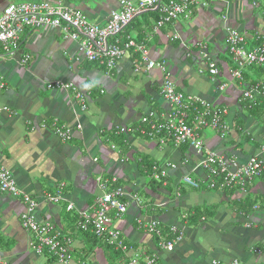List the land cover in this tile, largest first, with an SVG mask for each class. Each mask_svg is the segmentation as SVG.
<instances>
[{"label": "crops", "instance_id": "0c3cea01", "mask_svg": "<svg viewBox=\"0 0 264 264\" xmlns=\"http://www.w3.org/2000/svg\"><path fill=\"white\" fill-rule=\"evenodd\" d=\"M19 1L80 8L92 23L103 25L121 0ZM159 21L150 13L140 14L120 39L128 35L145 43L153 61L166 63L179 91L226 110L224 120L230 132L222 138L214 130H205L207 150L225 156L236 167L260 155L264 68H247L243 80L234 79L227 40L229 32L237 30L246 34L247 49L253 50L259 41L264 44V0H210L190 21L175 20L157 30ZM175 36L176 41L172 40ZM201 42L219 70L215 80L197 48ZM78 49L59 30L40 29L25 34L20 55L0 59V108L9 111L0 116V166L13 174L20 192L37 200L39 220L55 224L72 239L74 262L126 264L123 251L94 240L78 224L80 212H94L102 180L117 177L129 207L126 216L113 224L130 252L157 254L162 264H264V208L256 209L264 204V174L252 180L247 191L185 185L186 176L208 179L201 166L202 154L135 132L144 115L163 114L170 108L161 95L163 73H136V54L108 70L99 63L78 60ZM24 55L31 56L26 64L20 60ZM57 81L73 84L86 95V110L73 91L47 89V83ZM220 85L225 89H219ZM250 90L254 107H247L250 102L244 96ZM55 124L70 130L69 140L58 136ZM117 128L128 132L117 134ZM110 135L123 138L124 147ZM155 164L169 165L165 182L153 178ZM59 191L60 202L49 199ZM69 205L74 206L72 211ZM25 207L22 196L0 193V261L59 264L48 251L34 252V238L21 222ZM138 220L144 224L157 220L167 232L177 227L183 239L174 251H164Z\"/></svg>", "mask_w": 264, "mask_h": 264}, {"label": "built area", "instance_id": "2783aa9c", "mask_svg": "<svg viewBox=\"0 0 264 264\" xmlns=\"http://www.w3.org/2000/svg\"><path fill=\"white\" fill-rule=\"evenodd\" d=\"M9 5L5 8L0 4V59L3 57L16 58L20 55L25 34L28 31L40 29H57L66 39L78 44V60L99 63L108 70H113L119 62L131 54H136L139 59L135 63V72L147 74L153 70H159L164 75V83L161 95L169 103V110L163 114L150 112L144 115L135 132L142 137L157 139L165 144L171 141L175 147L189 146L194 148L203 159L201 166L207 172L205 181L194 180L189 176L184 178L185 185L200 189L207 186L208 189L239 188L247 191V185L264 174V146L261 154L250 158L242 166H233V161L217 152L206 149L203 132L211 129L225 138L230 127L224 120L226 110L214 103L207 102L193 95H187L177 89L172 75L164 62L153 61L149 56L145 43L137 42L132 37L120 39V34L140 14L158 11L161 15L157 30L175 20L190 21L195 11L203 7L210 0H137L135 2L121 0L119 9L112 12L107 22L103 25L92 23L87 15L79 10L64 4L51 2H18L7 0ZM218 1V0H213ZM172 40H178L175 36ZM228 52L234 63L231 71L232 77L243 80V72L250 67L264 68V44H259L253 50L247 49L246 34L237 30H231L228 35ZM197 48L206 61L207 71L217 79L219 70L214 59L208 54V47L203 42L198 43ZM26 64L31 60L30 55H24L20 59ZM203 74L204 71L199 72ZM0 87H3L0 81ZM225 85L219 89L224 90ZM47 89L73 91L81 102L83 110L87 108V96L79 92L73 84L63 81L47 83ZM252 90L245 93V98L251 103L254 100ZM9 112L8 108H0V116ZM56 133L62 140H69L71 132L64 127H57ZM125 128H117V134H126ZM169 166V165H167ZM155 164L152 168L153 178L165 182L168 178V167ZM171 167H175L171 165ZM64 188L61 186L60 190ZM102 194L96 199L94 212L79 213V229L83 232L93 230L100 237H107L111 245L117 250L123 251L126 256V264H162L157 254L141 256L122 240L121 232L114 226V220L124 218L128 212L127 193L119 185V179L112 177L101 183ZM0 193L10 194L14 197L22 196L25 202V211L21 215L23 228L33 236L31 246L34 252L42 255L48 251L58 260L59 264H78L72 257V239L62 234L51 222H43L38 218V202L32 196L23 194L16 186L13 174L0 166ZM63 198L61 191L56 196H50V200L60 202ZM136 200L139 198L136 195ZM264 208V204L256 209ZM74 209L68 206V211ZM140 227H144L149 233L156 236L159 247L168 252L175 250L183 239V234L177 227H170L168 232L157 220L144 224L138 220ZM172 234L174 239L166 238ZM259 251V250H257ZM0 264H8L0 261ZM82 264V263H80ZM234 264H238L235 262Z\"/></svg>", "mask_w": 264, "mask_h": 264}, {"label": "trees", "instance_id": "16d2710c", "mask_svg": "<svg viewBox=\"0 0 264 264\" xmlns=\"http://www.w3.org/2000/svg\"><path fill=\"white\" fill-rule=\"evenodd\" d=\"M146 13H150V14L156 16V18H158V20H160V18H161V15H160V13H159L158 11H154V12H146ZM136 18H137V17H136ZM136 18H135V19H136ZM135 19H134V20H135ZM134 20H133V21H134ZM133 21H132V22H133ZM132 22H131V23H132ZM131 23L129 24V26L131 25ZM169 24H170V23H169ZM129 26H128V27H129ZM128 27H126V28H128ZM126 28L124 29V31H123L122 33L125 32ZM126 37H128V35H124L122 38L125 39ZM123 39H122V40H123ZM258 44H261V42L259 41ZM261 68H263V67H261ZM247 107H254V105H253V103L251 102V103H248ZM110 136H111L112 141L116 142L118 146H121L122 148L124 147V145H125L126 142H124L123 138H119V136H114V135H110ZM151 168H152V167H151ZM84 233H85V234H88V235H89L91 238H93L94 240H101V241H104L106 244H109L111 247H114L113 245L110 244L109 239H108L107 237H100V236H98L97 234H95V232H94L93 230H91V231H89V232H84ZM114 248H115V247H114ZM119 252H120V251H119Z\"/></svg>", "mask_w": 264, "mask_h": 264}, {"label": "water", "instance_id": "95a60500", "mask_svg": "<svg viewBox=\"0 0 264 264\" xmlns=\"http://www.w3.org/2000/svg\"><path fill=\"white\" fill-rule=\"evenodd\" d=\"M0 4H3V6L6 8L9 5V1L7 0H0ZM77 9V8H75ZM79 10H81L80 8H78Z\"/></svg>", "mask_w": 264, "mask_h": 264}, {"label": "rangeland", "instance_id": "374dc122", "mask_svg": "<svg viewBox=\"0 0 264 264\" xmlns=\"http://www.w3.org/2000/svg\"><path fill=\"white\" fill-rule=\"evenodd\" d=\"M15 1H18V2H20L19 0H15ZM52 1H56V0H52ZM1 52H2V49H1Z\"/></svg>", "mask_w": 264, "mask_h": 264}]
</instances>
